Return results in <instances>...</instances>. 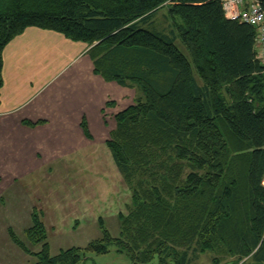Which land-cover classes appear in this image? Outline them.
Instances as JSON below:
<instances>
[{"label": "trees", "instance_id": "1", "mask_svg": "<svg viewBox=\"0 0 264 264\" xmlns=\"http://www.w3.org/2000/svg\"><path fill=\"white\" fill-rule=\"evenodd\" d=\"M164 7L181 20L188 54L173 30L141 26ZM28 27L86 43L96 75L143 93L113 116L105 142L132 192L119 237L105 230L87 248L51 256L34 213L26 235L40 244L35 264L110 248L135 264L155 255L192 264L205 250L264 263V66L253 28L225 17L220 0H0V89L3 49ZM81 128L91 139L85 120Z\"/></svg>", "mask_w": 264, "mask_h": 264}, {"label": "rangeland", "instance_id": "2", "mask_svg": "<svg viewBox=\"0 0 264 264\" xmlns=\"http://www.w3.org/2000/svg\"><path fill=\"white\" fill-rule=\"evenodd\" d=\"M180 24L181 20L164 7L154 16L152 24L141 26L151 31L173 30L176 36L175 45L184 54H188L180 39ZM116 90L121 92V95L112 94L114 97L111 96V100H107L103 111V116L110 125L104 132L95 133V141L86 137V142H73L72 145H65L58 150L52 148L56 144L49 145L47 152L38 149L39 156L34 157V173L27 176L28 184L24 182V185H21L19 180L17 186L11 185L1 192L3 197L0 201V264L36 263L34 253L40 250V244L31 243L26 235V230L32 226L34 213L42 221L46 231L51 256L73 247L87 248L92 241L101 238L105 230L110 237H119V217L122 213L126 214V206L131 202L132 192L115 167L104 139H109L108 131L115 127L113 116L133 104L138 97L142 99L143 93L138 87H120ZM108 102L113 103L108 106ZM24 122H28V119L22 120L23 126L26 125ZM26 126L28 128V123ZM21 137L23 142L20 146L28 151V140L24 139V135ZM72 146L78 148L77 152L68 151L73 150ZM7 153L8 149L2 143L0 185L8 182L7 176L2 175L4 169L12 163V160L6 158ZM81 155L84 159H81ZM94 157L96 159L93 164ZM17 161L24 163L22 159ZM14 237L25 248L20 247ZM84 251L85 254L75 264H135L127 254L116 252L114 248L103 254ZM159 261L155 255L151 264H163ZM192 264L254 263L250 255L240 259L237 256L205 250Z\"/></svg>", "mask_w": 264, "mask_h": 264}, {"label": "crops", "instance_id": "3", "mask_svg": "<svg viewBox=\"0 0 264 264\" xmlns=\"http://www.w3.org/2000/svg\"><path fill=\"white\" fill-rule=\"evenodd\" d=\"M88 50L84 42L38 27L26 28L4 47L0 147L3 143L8 149L6 158L12 163L2 173L8 182L0 185V201L1 192L11 185L17 186L19 180L21 185L28 184L27 176L34 173L38 149L47 152L52 144H56L52 148L58 150L73 142H86L88 139L81 128L83 120L92 140L96 132L102 133L110 125L103 116L104 106L112 94L121 95L116 90L121 86L94 73ZM24 119L41 123L27 128L21 124ZM22 135L28 140V151L20 146ZM72 149L68 151L78 150L74 146ZM18 159L24 163H19Z\"/></svg>", "mask_w": 264, "mask_h": 264}, {"label": "built area", "instance_id": "4", "mask_svg": "<svg viewBox=\"0 0 264 264\" xmlns=\"http://www.w3.org/2000/svg\"><path fill=\"white\" fill-rule=\"evenodd\" d=\"M264 0H220L225 17L249 24L255 32L256 57L264 66ZM264 185V178H263Z\"/></svg>", "mask_w": 264, "mask_h": 264}]
</instances>
